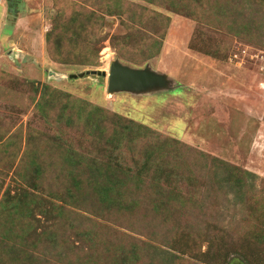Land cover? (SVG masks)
<instances>
[{"label":"rangeland","instance_id":"rangeland-1","mask_svg":"<svg viewBox=\"0 0 264 264\" xmlns=\"http://www.w3.org/2000/svg\"><path fill=\"white\" fill-rule=\"evenodd\" d=\"M124 1L136 7L105 15L82 0H0V264H115L132 249L134 264H264V0ZM70 4L96 16L92 66L67 44L63 60L48 53ZM115 60L168 84L108 94L106 77L84 74ZM96 108L177 141L195 203L165 219L147 201L126 213L86 185L67 193L99 157Z\"/></svg>","mask_w":264,"mask_h":264},{"label":"trees","instance_id":"trees-1","mask_svg":"<svg viewBox=\"0 0 264 264\" xmlns=\"http://www.w3.org/2000/svg\"><path fill=\"white\" fill-rule=\"evenodd\" d=\"M82 1L84 5L90 3L94 9L105 15H121L124 5L135 6L124 0ZM147 1L152 3L153 0ZM169 4L174 5L172 0H169ZM70 5L59 8L51 29L46 33L48 53L53 58L63 60L62 57H66V54L70 55V52H65L66 54L63 52L67 44L78 57V64L92 66L98 58L100 49L99 41L91 39L90 36L93 30L91 22L97 20L96 16L91 12L85 17L79 11L84 8L80 5ZM65 11H68V14ZM82 16L85 18L81 19ZM81 43L84 48L80 47ZM147 53L150 54L148 49ZM42 88L48 89L46 86ZM88 112L87 120L92 122L96 129L94 138L101 144L100 154L96 159L84 164L87 176L82 172L74 176L73 183L72 181L70 183L71 187L66 189L67 193L73 188L74 194L79 196L82 192L86 193L82 188L86 185L107 210L126 213L136 211L143 207L142 201H147L146 211L150 209L165 219L168 215L181 211L184 205L195 203V195L190 196L192 192L190 185L196 182L191 179L185 180L182 175L184 170L181 169L183 161L179 155L171 151V146L178 144L177 141L162 138L148 127L120 118L116 114L108 115L97 108ZM97 112L104 114L98 116ZM75 168L74 173L77 171ZM224 170L226 173L229 167L225 166ZM245 174L249 175L246 172ZM216 181L215 167L214 184ZM67 196L69 197L68 194ZM20 201L16 200L14 208L18 207ZM132 250L130 256L119 254L120 256L115 258L117 260L115 264H134L137 256L136 250Z\"/></svg>","mask_w":264,"mask_h":264},{"label":"water","instance_id":"water-1","mask_svg":"<svg viewBox=\"0 0 264 264\" xmlns=\"http://www.w3.org/2000/svg\"><path fill=\"white\" fill-rule=\"evenodd\" d=\"M85 75H97L107 78V93L117 92L141 93L153 89L165 88L168 84L164 75L157 74L148 68L136 69L121 64L115 60L109 64L108 73L106 71L91 70ZM84 74H78L81 77ZM76 76H69L75 78Z\"/></svg>","mask_w":264,"mask_h":264}]
</instances>
